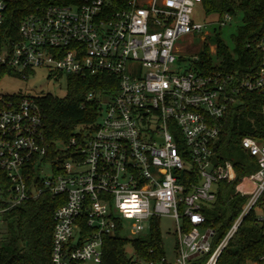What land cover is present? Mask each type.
Returning <instances> with one entry per match:
<instances>
[{"label": "built area", "instance_id": "built-area-1", "mask_svg": "<svg viewBox=\"0 0 264 264\" xmlns=\"http://www.w3.org/2000/svg\"><path fill=\"white\" fill-rule=\"evenodd\" d=\"M10 1L0 0V67L25 80L38 68L55 79L108 74L116 89L87 93V100L100 104L98 119L82 145L76 138L58 143L56 162L45 160L50 145L37 95L21 92L4 101L0 168L12 184L1 190L7 206L0 215L44 193L63 197L54 212L51 264H102L108 237L143 235L152 218L169 215L177 223L173 261L164 254L145 262L134 257L132 264H217L264 194V142L245 136L241 146L257 169L236 186L248 201L214 247L215 230L205 225L202 209L216 200L219 181L236 177L230 161L215 160L221 122L246 93H264V33L257 43L258 68L201 73L192 63L182 70L177 45L180 37L206 28L194 19L201 0L51 4L25 16L16 37L5 40ZM231 19L226 13L218 22L225 26ZM70 147L76 149L67 153ZM191 171L200 182L186 192L182 179L190 182ZM245 180L252 184L249 191L241 189ZM258 220L264 226V215Z\"/></svg>", "mask_w": 264, "mask_h": 264}, {"label": "trees", "instance_id": "trees-1", "mask_svg": "<svg viewBox=\"0 0 264 264\" xmlns=\"http://www.w3.org/2000/svg\"><path fill=\"white\" fill-rule=\"evenodd\" d=\"M87 0H11L8 3L3 39L10 40L18 34L22 19L30 13L51 5H80ZM126 1V0H118ZM206 14L217 21H222L229 13L232 17L242 16V24L231 36L234 47L230 49L220 32L215 28L217 46L216 59L206 45L192 67L201 73L212 70L238 71L246 73L258 68L262 55L257 43L264 33V0H201ZM6 76H18L6 67H0V82ZM64 77L67 89L64 96L51 93L37 95V102L42 110L45 125V140L50 145L45 160L55 161L57 145L69 144L73 138L82 145L84 137L96 123L100 104L96 100H87L91 90L111 92L116 89L114 77L108 74L57 75V80ZM21 96V92L2 94L0 92V111L4 101ZM2 97V98H1ZM264 93H246L242 102L231 106L229 113L221 122V135L216 148L215 160L218 163L230 161L236 171L234 180H221L217 183V198L206 203L202 212L206 216V226L215 230L213 246L215 247L226 235L235 219L241 213L247 195L236 191L241 180L257 169L255 159L241 146L245 136H251L264 142ZM181 150L185 149L180 140ZM76 147L67 149L71 153ZM184 157L188 160L187 155ZM61 157H66L67 155ZM189 170H186L188 174ZM190 182L186 184V192L192 190V184H198L200 178L194 171ZM12 183L6 172L0 168V210L6 208L5 193L1 190ZM63 197L44 193L37 199L24 201L20 205L6 209L1 213L5 231L0 237V264H51L52 236L54 229V212L63 202ZM264 209V194L247 214L235 234L221 253L217 264H255L264 263V226L258 220V210ZM132 252H128V248ZM165 254L159 218L150 220V229L137 237L122 236L119 233L108 237L104 245L102 264H132L134 257L142 261L159 259Z\"/></svg>", "mask_w": 264, "mask_h": 264}, {"label": "rangeland", "instance_id": "rangeland-1", "mask_svg": "<svg viewBox=\"0 0 264 264\" xmlns=\"http://www.w3.org/2000/svg\"><path fill=\"white\" fill-rule=\"evenodd\" d=\"M194 19L197 22L206 24V28L202 33L195 35H184L177 41L179 47L178 55L184 59L180 61V67L182 70L191 67V60L195 56H199L200 52L206 45H209L210 53L214 57V60L218 61L216 57L217 46L215 40V28L220 32V36L226 43V45L233 49L234 44L231 36L236 33L238 26L242 24V16L239 14L225 25L220 26L219 22L211 15H208L203 10L202 6L197 4L194 12ZM67 84L64 77L59 80L54 77H48V70L46 68H38L35 75H32L29 79L25 80L17 76H6L0 82V92L2 94H12L15 92H23L27 95H40L44 93H51L57 96H64L66 94ZM49 168V167H48ZM252 184L245 180L241 189L249 191ZM259 215H264V209L258 210ZM160 226L163 238V247L168 260L173 261L176 241H177V223L174 218L169 215L161 216ZM5 231V224L0 215V237ZM129 251L132 249L129 247Z\"/></svg>", "mask_w": 264, "mask_h": 264}]
</instances>
